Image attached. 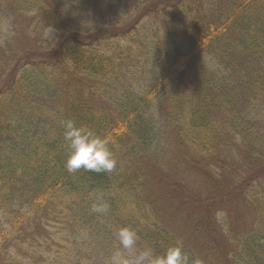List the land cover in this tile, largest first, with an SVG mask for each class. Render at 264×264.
Here are the masks:
<instances>
[{
    "label": "trees",
    "instance_id": "1",
    "mask_svg": "<svg viewBox=\"0 0 264 264\" xmlns=\"http://www.w3.org/2000/svg\"><path fill=\"white\" fill-rule=\"evenodd\" d=\"M65 119L111 173L66 170ZM119 227L264 264V0H0V264H105Z\"/></svg>",
    "mask_w": 264,
    "mask_h": 264
},
{
    "label": "clouds",
    "instance_id": "2",
    "mask_svg": "<svg viewBox=\"0 0 264 264\" xmlns=\"http://www.w3.org/2000/svg\"><path fill=\"white\" fill-rule=\"evenodd\" d=\"M63 140L68 149L64 166L69 173L81 169L94 173H111L117 160L110 149L112 137L97 134L92 128L77 125L74 120L61 122ZM109 205L102 196H97L91 205V212L106 215ZM226 216L224 211H217L215 218L220 221ZM116 246L111 251L105 264H202L199 258H190L183 250V242L177 240L158 254L147 245H140V236L130 227H119L114 232Z\"/></svg>",
    "mask_w": 264,
    "mask_h": 264
},
{
    "label": "rangeland",
    "instance_id": "3",
    "mask_svg": "<svg viewBox=\"0 0 264 264\" xmlns=\"http://www.w3.org/2000/svg\"><path fill=\"white\" fill-rule=\"evenodd\" d=\"M48 36L52 41L55 42V45L53 47L54 51L52 53V56H57L61 51V44H62L63 40H61L60 34L56 31H50L48 33Z\"/></svg>",
    "mask_w": 264,
    "mask_h": 264
}]
</instances>
